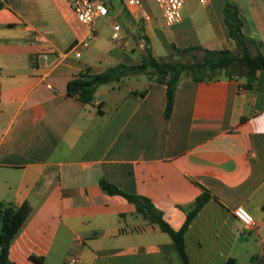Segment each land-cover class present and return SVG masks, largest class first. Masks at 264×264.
Returning a JSON list of instances; mask_svg holds the SVG:
<instances>
[{"label":"crops","instance_id":"1","mask_svg":"<svg viewBox=\"0 0 264 264\" xmlns=\"http://www.w3.org/2000/svg\"><path fill=\"white\" fill-rule=\"evenodd\" d=\"M51 1L44 12L37 0H0V206L33 207L11 261L184 264L171 237L105 193L104 180L148 198L176 231L187 220L184 208L208 193L185 236L189 264H264V70L252 86L239 73L185 78L170 118L167 86L146 76L141 88L101 86L91 104L67 94L80 73L130 65L147 48L157 58H176L173 47L236 51L228 4L238 8L245 36L264 44V1L185 0L182 21L171 28L154 0H143L149 20L114 1L109 14L125 43L98 39L105 17L80 59L66 52L83 28L64 0ZM240 208L255 226L236 216Z\"/></svg>","mask_w":264,"mask_h":264},{"label":"trees","instance_id":"2","mask_svg":"<svg viewBox=\"0 0 264 264\" xmlns=\"http://www.w3.org/2000/svg\"><path fill=\"white\" fill-rule=\"evenodd\" d=\"M4 6V3L0 2V9ZM224 14L229 37L236 43V51L208 50L202 47L188 49L173 47L176 58H169L168 60L167 58H157L152 50L147 48L138 64H117L108 67L103 73L94 75L88 72L80 73L69 81L67 94L81 102L91 104L95 101L101 86L122 84L126 78L144 75L149 82H160L167 86L166 117L170 118L178 85L185 78L196 82H212L239 73V76L246 78L249 86H252L257 73L264 70V54L260 51L261 48H264V44L245 36L243 33L244 24L235 5L228 4ZM252 48L258 49L257 54H252ZM182 55L190 57L192 62H180L178 57ZM100 108L101 105L99 111ZM100 185L108 195L119 196L124 201L135 205L137 215L149 225H155L162 232L168 234L184 264H189L185 236L197 215L209 202L210 195L208 193H203L191 206L184 208L187 213V220L183 228L176 231L164 220L163 214L156 209L148 198L127 194L104 180L101 181ZM32 213L33 207L28 201L19 207L0 206V264H15L10 259L11 246ZM31 260L37 264H44L42 257L31 256Z\"/></svg>","mask_w":264,"mask_h":264},{"label":"built area","instance_id":"3","mask_svg":"<svg viewBox=\"0 0 264 264\" xmlns=\"http://www.w3.org/2000/svg\"><path fill=\"white\" fill-rule=\"evenodd\" d=\"M114 1H120L130 12L149 20V14L143 6V0H64L78 25L84 30L83 35L74 42L66 53L71 52L77 59L82 58L83 53L91 46V39L97 32L98 21L109 15L110 5ZM200 1L204 3L206 0ZM154 2L162 12L167 27L171 28L181 23L185 0H154ZM111 39L118 45L125 43L122 27L119 24H114ZM142 47L144 48L143 45ZM236 216L248 226L256 225L252 216L242 208L236 211ZM69 264H77V260L73 258Z\"/></svg>","mask_w":264,"mask_h":264},{"label":"rangeland","instance_id":"4","mask_svg":"<svg viewBox=\"0 0 264 264\" xmlns=\"http://www.w3.org/2000/svg\"><path fill=\"white\" fill-rule=\"evenodd\" d=\"M37 7L44 12H49L53 8L52 6V1L51 0H37ZM116 20L115 18V12H111L108 17L103 19L98 26V39L104 43L106 46H117L118 44L111 39L112 35V22ZM53 23V21H52ZM144 38L143 35H139L138 37V42H141V40ZM123 46V44L121 45ZM92 48V47H91ZM90 48V50H91ZM94 50V49H93ZM88 52V51H86ZM96 52V51H95ZM97 53V52H96ZM144 53V51H143ZM201 54V53H200ZM132 59L128 62V64L132 65L133 63H139L142 57V54L140 51L136 52L135 55H131ZM140 58V60H137ZM161 58H166V57H161ZM169 60V58H167ZM165 60V59H164ZM178 60L183 63H190L192 62V59L188 56L182 55L178 57ZM147 82L146 77L144 75H139L137 77H130L126 78L123 81V86L124 87H132V88H141L142 84ZM133 219H129V221H132ZM140 223H143V219L141 218Z\"/></svg>","mask_w":264,"mask_h":264}]
</instances>
